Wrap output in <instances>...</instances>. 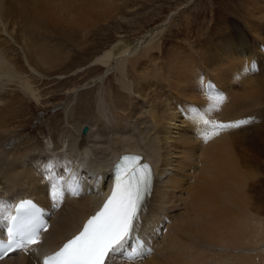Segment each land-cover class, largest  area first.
Returning a JSON list of instances; mask_svg holds the SVG:
<instances>
[{
	"label": "bare ground",
	"instance_id": "obj_1",
	"mask_svg": "<svg viewBox=\"0 0 264 264\" xmlns=\"http://www.w3.org/2000/svg\"><path fill=\"white\" fill-rule=\"evenodd\" d=\"M142 1L0 0V220L8 219L12 202L22 196L36 198L49 210L45 191L52 186L60 208L36 249L58 246L109 196L100 188V198L69 194L65 200V182L58 174L63 170L68 179H82L83 171L90 178L96 173L104 183L106 158L127 151L140 154L151 167L150 197L136 223L147 245L132 261L117 256L106 264H264V140L258 139L264 126V0H250L247 6L249 17L239 36L246 31L249 39L238 44L232 36L207 39L192 48L201 55L200 72H194L196 65L184 67L190 54H173L162 63L155 59L169 31L164 23L140 41L122 39L94 60L95 68L105 69L84 90L94 93V114L87 102V114H77L82 100L74 91L49 136L25 139L15 124H4L30 112L28 99L35 94L29 78L22 81L24 68L32 81L70 59L65 51L62 59H52L32 34L65 36L79 51L91 28L128 24ZM249 64L257 70L246 71ZM109 74L114 88L107 85ZM203 74L210 77L208 83ZM208 85L224 98L211 112L206 111ZM194 109H204L210 122L234 120L237 127L211 130L191 118ZM246 116L249 121L238 123ZM0 264L37 263L33 256L13 254Z\"/></svg>",
	"mask_w": 264,
	"mask_h": 264
},
{
	"label": "rangeland",
	"instance_id": "obj_2",
	"mask_svg": "<svg viewBox=\"0 0 264 264\" xmlns=\"http://www.w3.org/2000/svg\"><path fill=\"white\" fill-rule=\"evenodd\" d=\"M249 1L144 0L142 1V7L138 8V15L140 16H129L128 24L115 21L105 25L99 24L95 28H91L87 36V38L90 37L87 39V45L79 49V51L77 50L78 52L73 48L74 43L72 40L65 36L63 38L55 37L52 32L50 34L43 33L42 36L32 34L34 41L42 42L41 44L47 48L49 57L52 59L57 57L62 59V56L65 57L66 55L65 52L71 53L70 59L66 61V64L63 65L64 67L62 66L63 69L62 67L55 69L58 73L53 70L54 72L52 71L46 75L38 71L40 77H33L32 81L30 80L32 77V75L30 76L31 73L24 68L23 76L25 77H22V81L25 78H29V85L35 94L33 98L30 97L28 99L30 112L26 115L18 114V118L14 120L8 118L4 124H15V131L21 132V137L25 139L34 138L40 133L49 136L52 133L53 125L60 123V119L63 117L62 106L67 102L69 94L74 91H79V98L82 100L77 114L82 117L87 114L85 113L87 110L85 102L91 107V114H94V93L89 92V89L84 90L87 88L86 84L91 83L95 78L105 73V69L95 68L97 65L94 64V60L106 53L112 46L118 44L122 39L126 38L133 42L140 41L152 29L164 23L168 24L169 31L164 33L162 50L156 55L155 59L162 63V60H168L173 54H178L179 56L190 54L188 55L190 60L184 62V67L196 65L194 72H200L201 55L193 50V47L198 48L200 45L206 44L207 39L214 40L220 37L232 36L236 38V44L242 39H249L245 35L246 31L243 32V36H239L249 17V7L247 9L250 4ZM254 1L258 3L260 0ZM128 5L131 6V2ZM255 7L257 8V6ZM12 16L14 21L18 20V16L15 13ZM253 24L255 26L259 25L258 22H253ZM217 68L221 69L220 65ZM108 77L107 85L110 82V86L114 88L113 75L109 74ZM202 77H205L204 74ZM209 79L210 77H205V83H208ZM234 90L240 89L235 88ZM239 101L238 99L236 100L237 103ZM41 117H44L42 123L39 122ZM263 127L259 128V141L264 140ZM29 151V149L22 150L15 153L13 157L22 156ZM261 171L260 174L262 179H264L263 165L261 166ZM260 194H262L261 196L264 200V191H261Z\"/></svg>",
	"mask_w": 264,
	"mask_h": 264
},
{
	"label": "snow or ice",
	"instance_id": "obj_3",
	"mask_svg": "<svg viewBox=\"0 0 264 264\" xmlns=\"http://www.w3.org/2000/svg\"><path fill=\"white\" fill-rule=\"evenodd\" d=\"M205 91L209 101L206 111L211 112L224 98L222 94H213L211 85ZM191 118L216 130L222 127L219 122L205 119L204 109H194ZM122 159L126 163L119 166L115 188L102 210L87 221L79 235L69 239L52 257L45 258L43 264H106L107 258L124 249L133 238L134 223L150 192L152 172L150 165L139 162L140 157L125 156ZM43 230L34 229L19 242L10 237L7 249L0 252V258L9 249L38 244L37 237Z\"/></svg>",
	"mask_w": 264,
	"mask_h": 264
},
{
	"label": "water",
	"instance_id": "obj_4",
	"mask_svg": "<svg viewBox=\"0 0 264 264\" xmlns=\"http://www.w3.org/2000/svg\"><path fill=\"white\" fill-rule=\"evenodd\" d=\"M85 131H86V129H85V128H83V129H82V132L84 133Z\"/></svg>",
	"mask_w": 264,
	"mask_h": 264
}]
</instances>
